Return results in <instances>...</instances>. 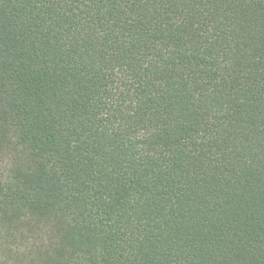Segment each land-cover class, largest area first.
Segmentation results:
<instances>
[{"label": "trees", "instance_id": "1", "mask_svg": "<svg viewBox=\"0 0 264 264\" xmlns=\"http://www.w3.org/2000/svg\"><path fill=\"white\" fill-rule=\"evenodd\" d=\"M0 264H264V0H0Z\"/></svg>", "mask_w": 264, "mask_h": 264}, {"label": "rangeland", "instance_id": "2", "mask_svg": "<svg viewBox=\"0 0 264 264\" xmlns=\"http://www.w3.org/2000/svg\"><path fill=\"white\" fill-rule=\"evenodd\" d=\"M3 169V164L0 163V173H2Z\"/></svg>", "mask_w": 264, "mask_h": 264}]
</instances>
